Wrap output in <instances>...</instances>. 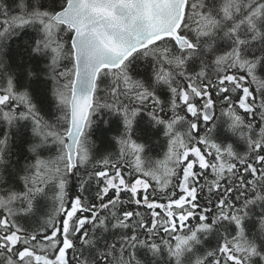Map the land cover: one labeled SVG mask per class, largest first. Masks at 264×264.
<instances>
[{
    "label": "snow or ice",
    "instance_id": "snow-or-ice-1",
    "mask_svg": "<svg viewBox=\"0 0 264 264\" xmlns=\"http://www.w3.org/2000/svg\"><path fill=\"white\" fill-rule=\"evenodd\" d=\"M158 262L264 264V0H0V264Z\"/></svg>",
    "mask_w": 264,
    "mask_h": 264
},
{
    "label": "trees",
    "instance_id": "trees-1",
    "mask_svg": "<svg viewBox=\"0 0 264 264\" xmlns=\"http://www.w3.org/2000/svg\"><path fill=\"white\" fill-rule=\"evenodd\" d=\"M99 135V133H97V136ZM97 136H94L93 138L96 139ZM27 156V153L23 152L19 146L18 143L14 144L13 147V152L12 155L10 157L11 160V166L6 170L5 175L8 176L9 182L11 184H13L14 186H18L16 185V172L13 170V168H15L16 170L19 169V167L25 162V157ZM45 207V202H41V211L44 210ZM34 222V220L32 221ZM111 235L113 234H109V238L111 237ZM212 246H215V240H212ZM159 264V262H158Z\"/></svg>",
    "mask_w": 264,
    "mask_h": 264
}]
</instances>
